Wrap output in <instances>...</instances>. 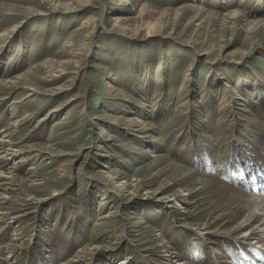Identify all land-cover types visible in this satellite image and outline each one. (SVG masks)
<instances>
[{
  "label": "rangeland",
  "instance_id": "obj_1",
  "mask_svg": "<svg viewBox=\"0 0 264 264\" xmlns=\"http://www.w3.org/2000/svg\"><path fill=\"white\" fill-rule=\"evenodd\" d=\"M250 195L264 0H0V264H264Z\"/></svg>",
  "mask_w": 264,
  "mask_h": 264
},
{
  "label": "bare ground",
  "instance_id": "obj_2",
  "mask_svg": "<svg viewBox=\"0 0 264 264\" xmlns=\"http://www.w3.org/2000/svg\"><path fill=\"white\" fill-rule=\"evenodd\" d=\"M136 127V126H135ZM148 129V127L145 125L143 126V128L139 129V131H146ZM138 132V131H137ZM146 138V137H145ZM6 152V151H5ZM147 152V151H146ZM9 154V153H8ZM12 154V153H11ZM14 154V153H13ZM9 157V155H8ZM11 157V155H10ZM13 158V156H12ZM172 166V164H171ZM170 167V166H169ZM169 167L160 170L156 175L158 174H164L169 170ZM10 168V167H9ZM190 173V172H189ZM192 174H185V177L187 176H191ZM6 176V175H5ZM255 182V181H254ZM140 185V184H139ZM144 185V184H143ZM146 185V184H145ZM141 187V186H140ZM142 189V187H141ZM256 195V194H255ZM243 197V196H242ZM244 199V206L246 209V213L247 216L246 218H244L240 223H239V227L241 228V226H244V224L246 225H252L254 223L255 224L254 228L243 233L242 236H240V239H246L250 247L256 246L257 250H262V252L260 253L261 259H264V199H262V197H255L253 195H250L249 197H243ZM238 227V228H239ZM237 228V229H238ZM213 232V231H212ZM210 235V234H209ZM216 236V235H215ZM256 239H251V237H254ZM255 243H254V242ZM244 244V243H243ZM172 247V246H171ZM254 249V250H255ZM82 253V251H81ZM258 253V252H257ZM244 260V259H243ZM253 260V259H252ZM264 261V260H263ZM74 262V261H73ZM250 262V261H249ZM248 262V263H249ZM262 262V261H261ZM258 262H255V264H257ZM260 264V263H259Z\"/></svg>",
  "mask_w": 264,
  "mask_h": 264
}]
</instances>
